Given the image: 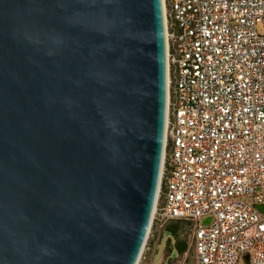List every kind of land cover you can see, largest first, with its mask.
<instances>
[{"label":"water","instance_id":"obj_1","mask_svg":"<svg viewBox=\"0 0 264 264\" xmlns=\"http://www.w3.org/2000/svg\"><path fill=\"white\" fill-rule=\"evenodd\" d=\"M167 105L163 0H0V264H138Z\"/></svg>","mask_w":264,"mask_h":264},{"label":"built area","instance_id":"obj_2","mask_svg":"<svg viewBox=\"0 0 264 264\" xmlns=\"http://www.w3.org/2000/svg\"><path fill=\"white\" fill-rule=\"evenodd\" d=\"M165 150L153 222L196 264H264V0H163Z\"/></svg>","mask_w":264,"mask_h":264},{"label":"rangeland","instance_id":"obj_3","mask_svg":"<svg viewBox=\"0 0 264 264\" xmlns=\"http://www.w3.org/2000/svg\"><path fill=\"white\" fill-rule=\"evenodd\" d=\"M162 227L156 222L152 223L138 264H196L193 230L184 229L182 236L188 241L189 250L184 255H179L173 251L174 241L170 245L166 243L167 236L162 231ZM155 230L158 231L157 236Z\"/></svg>","mask_w":264,"mask_h":264},{"label":"trees","instance_id":"obj_4","mask_svg":"<svg viewBox=\"0 0 264 264\" xmlns=\"http://www.w3.org/2000/svg\"><path fill=\"white\" fill-rule=\"evenodd\" d=\"M162 231L167 236V244H173V251L176 254L184 255L189 250V244L186 238L182 236L184 229L188 228L190 231L192 229V223L185 221L183 219H172L161 225ZM158 231L155 230V236H157Z\"/></svg>","mask_w":264,"mask_h":264}]
</instances>
